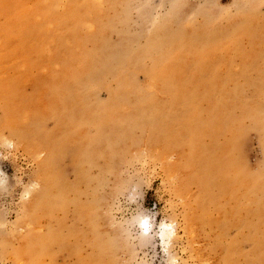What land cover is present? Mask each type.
I'll use <instances>...</instances> for the list:
<instances>
[{
  "label": "rangeland",
  "instance_id": "obj_1",
  "mask_svg": "<svg viewBox=\"0 0 264 264\" xmlns=\"http://www.w3.org/2000/svg\"><path fill=\"white\" fill-rule=\"evenodd\" d=\"M168 30L223 41L72 77ZM246 110L264 121V0H0V264H259L264 127Z\"/></svg>",
  "mask_w": 264,
  "mask_h": 264
},
{
  "label": "bare ground",
  "instance_id": "obj_2",
  "mask_svg": "<svg viewBox=\"0 0 264 264\" xmlns=\"http://www.w3.org/2000/svg\"><path fill=\"white\" fill-rule=\"evenodd\" d=\"M159 29H162V28H159ZM239 29V27L237 26V25H235V26H232V28H231V30H232V36L230 37V35H229V37H230V39H233L234 38V36H237V35H235V32L236 31H239L238 30ZM170 30H168V31H166V32H163L160 36H158V35H156L155 36V38H153V40H151L150 41V43L151 44H149V45H147L146 46V48L143 46V48L144 49H142L141 50V52L139 53V49H138V51H137V53H133L131 50H133V49H131V50H129V46H128V50L129 51H127V50H124V48L125 49H127V47L125 46L123 49H119V50H114V51H110L109 53L107 52L105 55H104V53H102L104 56H103V62H102V65L101 66H94V65H92L91 66V70H89V72H87V75H85V73H82V72H76V75H74V73H72L74 76H72V77H74L75 79L78 77L79 79L81 78V74H83V76L88 80V79H90L91 77H95L97 74H99L100 72H101V70H102V68H103V66H107V65H111V66H108L109 68L110 67H112V66H114L115 68L117 67L116 65L117 64H120V63H122V62H124V61H128L129 60V62H131L132 60H134V59H136L137 57H139V56H142V55H147V54H149L150 52H152V53H159V54H162V53H165V55L166 54H169L168 53V51L167 50H172V51H174V50H176L177 51V53L178 52H180V53H184V52H186V51H190V49L192 48H196V44H199L200 45V43H202L203 41H205V42H203L202 43V47H207V48H209V49H217V47H219L220 46V43L223 41L222 40V38H221V40H220V33H210V34H207V35H202V34H200V35H193V36H190V37H187V36H185L184 34H182L181 32H172V31H170ZM227 31V30H226ZM225 31V32H226ZM159 32V31H158ZM229 32V31H228ZM233 32H234V35H233ZM160 33V32H159ZM238 34V33H237ZM225 36H227V35H225ZM227 40H229V39H227ZM236 41H238L237 39H236ZM225 42V41H224ZM232 41H230L229 40V42L228 43H231ZM234 42H235V40H234ZM234 42H232V44L234 43ZM237 43V42H236ZM235 43V44H236ZM223 44V43H222ZM145 45V44H144ZM199 45L197 46V49H199L198 47H199ZM234 45V44H233ZM140 48V47H139ZM209 49H206V51H208ZM198 51H200V50H198ZM106 52V51H105ZM197 52V51H196ZM196 52H195V54H196ZM202 51H200V53H201ZM237 52V51H236ZM191 53H192V51H191ZM194 53V52H193ZM102 54H100L99 56L101 57L102 56ZM172 54V53H171ZM185 54V53H184ZM183 54V55H184ZM186 54H187V52H186ZM185 56V55H184ZM188 56V55H187ZM164 57V56H163ZM97 59V58H96ZM96 59H94L95 60V62H96ZM98 61L100 60L99 59V57H98V59H97ZM139 60V62L138 63H141L140 62V59H138ZM247 60V59H246ZM101 61V60H100ZM136 61H137V59H136ZM162 61V60H161ZM243 61H245V60H243ZM129 62H127L128 63V65H130L131 66V64H129ZM249 62V61H248ZM126 63V64H127ZM137 63V64H138ZM251 63V62H250ZM249 63V64H250ZM93 64H95V63H93ZM248 64V63H247ZM97 65H99V64H97ZM136 65V64H135ZM212 65V64H211ZM210 65V66H211ZM251 65V64H250ZM88 66V65H87ZM105 66V67H106ZM123 66H124V64H123ZM121 64H120V66H119V68L120 67H123ZM127 66V65H126ZM129 66V67H130ZM133 66V65H132ZM139 66V65H138ZM249 66V65H248ZM107 67V68H108ZM125 67V66H124ZM201 67H204V66H201ZM213 67V66H212ZM90 68V67H89ZM88 68V69H89ZM248 68V67H247ZM255 68V67H254ZM122 69V68H121ZM124 69V68H123ZM208 69V68H207ZM83 70V69H82ZM87 70V69H86ZM114 70V69H113ZM119 71H121L120 69H118ZM245 70H246V68H245ZM80 71V70H79ZM103 71H108V70H103ZM110 71H112V69L111 70H109L108 71V75H109V72ZM114 71H116V70H114ZM181 71V70H180ZM247 71V70H246ZM83 72H85V69H84V71ZM106 72H103V73H106ZM69 75V74H68ZM100 75L102 76V74L100 73ZM107 75V74H106ZM98 76V75H97ZM97 76L95 77V78H97ZM105 76V75H104ZM246 76V75H245ZM244 76V77H245ZM71 77V78H72ZM219 76H217V78H218ZM247 77V76H246ZM74 79V80H75ZM78 79V80H79ZM81 79H83V78H81ZM216 79V78H215ZM220 79V78H219ZM91 80V79H90ZM218 80V79H217ZM80 81V80H79ZM78 81V82H79ZM235 81V80H234ZM75 82H77V81H75ZM81 82V81H80ZM88 82V81H87ZM89 82H92V81H89ZM95 82V81H94ZM93 82V83H94ZM211 82V81H210ZM237 82V81H236ZM130 83H132V82H130ZM213 83L215 84V81H213ZM89 84V83H88ZM95 84V83H94ZM93 84V85H94ZM212 84V83H211ZM217 84V83H216ZM200 85V84H199ZM222 85V84H221ZM209 87V86H208ZM205 88V87H204ZM192 89V88H191ZM195 89V88H194ZM161 90H163V89H161ZM204 89H202V91H203ZM198 91V90H197ZM202 91H200V93L202 92ZM206 91V90H205ZM204 91V92H205ZM164 92V91H163ZM173 92V91H172ZM189 91L187 90V93H188ZM212 92V91H211ZM210 92V93H211ZM219 92V91H218ZM225 92V91H224ZM191 93V92H190ZM193 93V92H192ZM196 93V92H195ZM208 93H209V91H208ZM217 93V92H216ZM177 94V93H176ZM203 94H206V92L205 93H203ZM219 94H221V92H219ZM218 94V95H219ZM228 94V93H227ZM206 95H208V94H206ZM211 95V94H210ZM210 95H209V97H210ZM234 96V95H233ZM236 97H237V95H235ZM189 97V96H188ZM204 97V96H203ZM213 97V96H212ZM222 97V96H221ZM181 98V97H180ZM190 98V97H189ZM200 97H198V100H200L199 99ZM205 99H206V97H204ZM203 98V99H204ZM202 99V96H201V100H203ZM210 99H213V98H210ZM219 99V98H218ZM223 99V98H222ZM239 99V98H238ZM237 99V100H238ZM176 100V99H175ZM183 100V99H182ZM190 100V99H189ZM197 100V101H198ZM221 100V99H220ZM191 101H193L192 99H191ZM194 101H195V99H194ZM196 101V102H197ZM223 101V100H222ZM164 102V101H163ZM180 102V101H179ZM179 102H178V104H179ZM208 102V101H207ZM210 102V101H209ZM213 102V101H212ZM236 102V101H235ZM234 102V103H235ZM238 102V101H237ZM175 103V102H174ZM181 103V102H180ZM214 103H216V102H214ZM163 104V103H162ZM195 104V103H194ZM218 104H220V103H218ZM217 103H216V106L218 105ZM237 104H239V103H237ZM243 104V103H242ZM258 104V103H257ZM173 105V104H172ZM171 105V106H172ZM190 105H193V104H190ZM226 107H227V112L229 113V110H230V108L233 106V101L232 102H227L226 104ZM241 105V104H240ZM162 106V105H161ZM187 106V105H186ZM248 106V105H247ZM246 106V107H247ZM260 106V105H259ZM173 107V106H172ZM175 107V106H174ZM173 107V108H174ZM212 107V106H211ZM245 107V108H246ZM159 110H162V107H161V109H160V107H157ZM188 108V107H187ZM214 108H216V107H214ZM225 108V107H224ZM241 108H242V106H241ZM244 108V107H243ZM248 108H249V106H248ZM253 108V107H252ZM217 109V108H216ZM215 109V110H216ZM222 109V108H221ZM233 109H234V107H233ZM232 109V110H233ZM253 109H255V108H253ZM258 109V108H257ZM193 110V109H192ZM197 110V109H196ZM225 110V109H224ZM249 110H251V108H249ZM221 111V110H220ZM219 111V112H220ZM247 111V110H246ZM260 111V110H259ZM259 111H257V112H255V111H247V115L248 116H250V113H251V118L253 119V122H254V124L253 125H257V126H263L264 127V121H262V118H263V116H260V113L258 114V112ZM188 112H189V110L187 111V114H188ZM198 112V111H197ZM197 112H196V114H197ZM212 112L213 111H211L210 113V115H212L213 116V114H212ZM225 112V111H224ZM231 112V111H230ZM244 112H245V110H244ZM244 112H242L243 114H244ZM190 113H191V111H190ZM193 113V112H192ZM192 113H191V115H192ZM216 113H218V112H216ZM223 114V113H222ZM222 114L220 113V117H224V115L222 116ZM242 114V115H243ZM245 114H246V112H245ZM142 115V114H141ZM183 115V114H182ZM209 115V114H208ZM216 115V114H215ZM185 116V115H184ZM189 117H190V114L188 115ZM246 116V115H245ZM141 117V116H140ZM186 117V116H185ZM189 117H187V118H189ZM198 117V115L196 116V120H199L200 121V119H198L197 118ZM149 118V117H148ZM151 118V117H150ZM149 118V119H150ZM182 118V117H181ZM184 118V117H183ZM186 118V119H187ZM216 119H218V117L216 116L215 117ZM213 119V120H215L216 121V119ZM152 119V118H151ZM179 119V118H178ZM193 120H195V119H193ZM195 120V121H196ZM234 120V119H233ZM240 121H241V117H240V119H239ZM199 121H197V122H199ZM206 121H208V120H206ZM210 122L212 121V120H209ZM219 121V120H218ZM230 121V119L227 121V122H229ZM235 121V120H234ZM238 121V120H237ZM201 122V121H200ZM214 122V121H213ZM213 122H212V124H213ZM222 123H223V121H221ZM220 121H219V124L221 123ZM159 123H162V121L161 122H159ZM174 123V122H173ZM196 123V122H195ZM203 123V122H202ZM206 123L207 122H204V126L206 125ZM218 123V122H217ZM226 123V122H225ZM198 124V123H197ZM219 124H218V126H219ZM242 124V123H241ZM143 125V124H142ZM161 125V124H160ZM168 125H169V123H168ZM191 125V124H190ZM195 126H196V124H194ZM214 125V124H213ZM222 125V124H221ZM234 125V124H233ZM138 126V125H137ZM151 126V125H150ZM189 126V125H188ZM188 126H186V129L188 128ZM193 126V125H192ZM192 126H190V130H192ZM195 126H193V128L195 127ZM210 125H208V128H211V127H209ZM151 127H153L154 128V126L152 125ZM200 127H201V125H200ZM203 127V126H202ZM197 128H199L198 126H197ZM207 128V127H206ZM220 128H221V130H220ZM202 129V128H201ZM220 131H223L222 130V126H220L219 128H218ZM183 130V129H182ZM184 130H185V127H184ZM189 129L187 130V132L188 131H190ZM196 130V129H195ZM208 130V129H207ZM181 131V130H180ZM193 131H194V129H193ZM240 131V130H239ZM191 132V131H190ZM218 132V131H217ZM230 132V131H229ZM181 133H183V132H181ZM192 134V133H191ZM191 134H190V136H191ZM192 137V136H191ZM171 138V137H170ZM172 138H174V137H172ZM221 138V137H220ZM183 141V140H182ZM91 142H95V140H91ZM98 142H99V140H98ZM115 142V141H114ZM96 143V142H95ZM112 142H106V144H105V147H108V148H111L112 147ZM179 144V143H178ZM178 147V146H177ZM227 147H229V145L227 146ZM198 149V148H197ZM214 159V158H213ZM194 161H196V160H194ZM210 162H212V160H210ZM186 164H187V162H186ZM231 167L233 168V170H234V177L233 178H235V179H241V173H238V172H236V170L234 169V166H232L231 165ZM241 171V170H240ZM201 177V176H200ZM247 177V176H246ZM247 179L249 180V178L247 177ZM254 179V178H253ZM235 182V181H234ZM243 182H245V181H243ZM235 183H237L238 184V182H235ZM255 186H259V187H262V186H260L259 185V183L257 182L256 184H255ZM263 188V187H262ZM251 192V191H250ZM258 211H259V208H258ZM257 213L256 212H254L253 213V215L255 216ZM142 224V226L144 227V229H146L147 228V223L146 222H142L141 223ZM172 233H173V228L171 227V226H168V225H162V229H161V238L164 240L165 238H169L171 235H172ZM166 241V240H165ZM163 243V242H162ZM256 247H258V246H256ZM258 261H260V263L259 264H264V254H261V255H258L257 256V258H256Z\"/></svg>",
  "mask_w": 264,
  "mask_h": 264
}]
</instances>
